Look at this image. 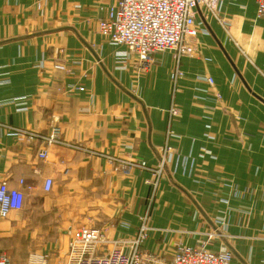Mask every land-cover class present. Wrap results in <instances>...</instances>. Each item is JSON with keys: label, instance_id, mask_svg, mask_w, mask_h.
Here are the masks:
<instances>
[{"label": "crops", "instance_id": "crops-1", "mask_svg": "<svg viewBox=\"0 0 264 264\" xmlns=\"http://www.w3.org/2000/svg\"><path fill=\"white\" fill-rule=\"evenodd\" d=\"M116 3L0 0V183L24 194L23 209L0 218V255L66 264L74 229H107L100 256L128 251L145 225L140 249L157 264L211 233L206 247L229 251L231 264H264V17L255 0L198 13L193 57L175 65L172 53L155 54L144 72L131 55L120 68L97 31ZM52 127L63 144L48 147L46 162L40 141L11 136ZM107 158L165 165L154 187L148 169L124 175Z\"/></svg>", "mask_w": 264, "mask_h": 264}, {"label": "built area", "instance_id": "built-area-1", "mask_svg": "<svg viewBox=\"0 0 264 264\" xmlns=\"http://www.w3.org/2000/svg\"><path fill=\"white\" fill-rule=\"evenodd\" d=\"M221 0H117L114 7L110 8L103 19L96 21L98 33L116 50V59L120 68L124 67L128 57H134L139 71H148L152 66V57L155 54L170 52L175 65L181 59L193 57L195 53L194 41L199 36L202 22L197 20V14L202 11L215 14L216 5ZM256 14L264 17V0H255ZM219 21V19H217ZM221 23V21H220ZM54 69L64 71V65H54ZM181 77V71L177 70ZM210 86L213 81L206 79ZM82 91V89H78ZM178 110L171 111L172 116H177ZM11 136L25 138L26 141L42 143L38 159L46 162L47 149L53 144H63L60 140V129L52 127L50 133L37 135L25 133L22 130H12ZM69 148L80 149L76 144H68ZM109 165L117 163L119 171L130 175L135 169H148L142 162H122L107 158ZM165 160L163 159L155 168L148 169L151 178L149 183L157 186L162 176ZM18 186L23 187V180L18 181ZM54 186V181L46 178L43 181V193H49ZM24 204V194L18 188L8 186L6 182L0 183V218L5 219L12 212L21 211ZM218 228L223 227V222L218 221ZM216 224V225H217ZM218 231V229H216ZM106 228L80 227L71 231V240L67 249L68 261L66 264H157L151 261L140 249V244L145 239L147 228L140 226L136 238L130 242L126 251L121 247L105 250L104 254L95 256L98 246H105L107 242ZM214 237V233L207 235L205 243L195 247H179L168 264H231L232 254L224 249L211 251L206 247ZM48 255L34 256L30 264H47ZM0 264H11L7 254L0 255Z\"/></svg>", "mask_w": 264, "mask_h": 264}, {"label": "rangeland", "instance_id": "rangeland-1", "mask_svg": "<svg viewBox=\"0 0 264 264\" xmlns=\"http://www.w3.org/2000/svg\"><path fill=\"white\" fill-rule=\"evenodd\" d=\"M56 65L60 66V64H56ZM61 65H63V64H61ZM218 229H221V228H218ZM218 233H221V231L219 232V230H218Z\"/></svg>", "mask_w": 264, "mask_h": 264}]
</instances>
